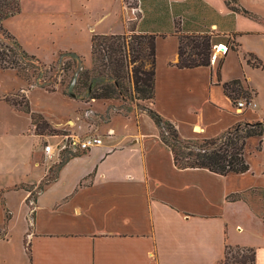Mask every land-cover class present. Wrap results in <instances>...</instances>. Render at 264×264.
<instances>
[{
    "label": "crops",
    "instance_id": "obj_1",
    "mask_svg": "<svg viewBox=\"0 0 264 264\" xmlns=\"http://www.w3.org/2000/svg\"><path fill=\"white\" fill-rule=\"evenodd\" d=\"M201 1L218 18L210 27L222 29L240 49L237 58L229 57V50L223 56L220 83L245 79L255 96L250 107L237 113L216 82L217 62L178 69L177 35L156 36L152 107L182 138H212L240 121L264 120V68L245 60L251 53L264 65V38H255L264 37V15L234 12L224 0ZM55 4L64 12L71 6L70 0ZM102 19L90 22L94 34L117 33L114 24L97 31ZM8 95L0 93L1 114L22 115L4 100ZM80 105L88 107L85 117L94 115L93 101ZM25 115L20 129L8 128L6 120L0 132V264H220L226 246L254 249V264H264V216L243 199L227 198L245 191L236 176L248 171L222 176L177 168L158 128L141 114L138 125L125 133L117 135L108 127L101 145L74 155L32 196L29 189L43 182L49 167L42 163L43 147H37L31 118ZM263 149L264 134L261 150L254 147L253 153L261 155ZM261 176L264 182V172Z\"/></svg>",
    "mask_w": 264,
    "mask_h": 264
},
{
    "label": "rangeland",
    "instance_id": "obj_2",
    "mask_svg": "<svg viewBox=\"0 0 264 264\" xmlns=\"http://www.w3.org/2000/svg\"><path fill=\"white\" fill-rule=\"evenodd\" d=\"M55 1L20 0V13L4 22L5 28L17 39L23 49L38 58L44 64L47 72H44L36 82L37 73L32 74L29 71L26 73V77H22L13 70H0V93H8L9 97L22 101V103L29 101L30 108L34 112L44 114L55 122L60 121L59 126H52L42 115L41 119L37 118L36 120L37 127L32 124L33 131L37 135V147L49 144L55 148L54 153L42 156V163L45 167H49V171L42 183L29 189L32 196H35L43 189V186L50 183L56 177L60 166L73 157L65 152L59 156L56 153L63 136L74 134L81 138L102 137L101 135L106 133L108 127L113 128L119 135L121 132L128 131L129 127L137 126L141 114L148 115L150 112H155L152 107L153 99H142L137 92L134 78L135 70H142L146 73L151 70L150 61L141 56L134 61V56L130 55V45H132L130 43L134 41L130 42V39L126 38L123 45V53L127 55L124 89L112 99L92 100L91 110L94 115L84 116V110L88 107L80 104L90 101L75 97V94L81 93L82 89H79L80 85L76 90L72 89L74 80L77 76L82 80L86 75L91 77L93 74L106 75L108 73L101 60V54L108 53L106 49L102 51L98 47V57L91 55L90 40L95 35L91 24L93 21L102 16L103 19L96 24V30L106 31L110 25L114 24V15L116 14L118 21L114 24L113 27L116 29L113 28V31L117 33L105 36L129 37L138 34L166 36L172 33L186 36V34L196 35L210 32V36L213 38L210 64L212 61L214 64V62L224 59L225 54L215 52V46L220 44H224L228 48L229 57L237 58L240 54L238 45L231 41L222 29L216 30L215 27H209L210 24L216 23L218 18L211 8L201 0H190L180 6L171 5L168 0H102L103 2L91 0L87 4H85V0H70L71 6L66 12L62 11V8L57 9ZM224 3L228 6L225 0ZM230 5L235 8L240 5L248 13L264 15V0H238ZM90 32L93 35L90 36ZM255 38L264 37L255 35ZM103 46L104 44H102ZM135 46L133 45V47ZM73 47L76 50H70ZM60 49L62 51H59ZM73 51L80 58L79 74L73 71L76 65L68 68L67 64L63 63L65 60L61 61L62 64L59 67L57 64L58 56L61 53H75ZM103 62L107 63L108 59L107 61L103 59ZM216 65L217 63L215 67ZM230 66H234V63L231 62ZM50 69L52 70L48 71ZM50 88L53 92H48ZM21 89L23 91H20ZM27 90L28 92H26ZM71 94H74V97ZM83 95L84 93H82ZM25 114L23 112L22 115L17 113L12 115L10 112H6L4 115L0 112V132L3 131V123L6 120L8 128L14 126L20 129L19 126H23L26 122L23 119ZM103 126L104 129L100 133V128ZM78 131H81L80 135L77 133ZM255 144V138L250 139L244 152V159L249 166L248 173L241 177L236 176V178H240V184L245 189L240 194L241 198L250 205L254 212L264 215V186L260 184L263 182L261 175L264 172V149L261 155L253 153ZM2 233L3 231L0 229V237ZM236 253L237 250L233 247L230 254Z\"/></svg>",
    "mask_w": 264,
    "mask_h": 264
},
{
    "label": "trees",
    "instance_id": "obj_3",
    "mask_svg": "<svg viewBox=\"0 0 264 264\" xmlns=\"http://www.w3.org/2000/svg\"><path fill=\"white\" fill-rule=\"evenodd\" d=\"M225 1L232 11H241L245 15H250L240 5L236 8L230 5L231 3H236V0ZM171 5L180 6L179 4ZM20 11V0H0V70H13L18 76L22 77H26L25 75L29 71L32 74L37 73L36 82H38L42 74L47 72L44 64L38 58L26 52L17 39L4 26V22L7 19L19 14ZM174 34L176 35V33ZM156 36L152 34H138L129 37L119 35H93L91 37V55L92 57L98 55V47L102 51L106 49L108 53L101 54V60L108 73L101 75V73L97 72L98 74H93L91 77L86 75L82 80L77 76L73 82L72 89L76 90L80 85L81 88L79 89H82V92L78 95L75 94V97L86 101L107 100L121 93L125 87L123 81L127 74V64L125 61L127 55L123 53V45L125 39L129 38L130 42L131 40L134 41L130 43L132 44L130 45V55L134 56V61L141 56L149 60L151 65V70L147 73L142 70V72L139 70L134 71L137 92L142 99H154ZM177 37L178 60L174 65L175 67L178 69H192L211 66V46L213 45V38H211L210 32L196 35L186 34V36L177 35ZM102 44H104L103 47ZM133 45L136 46L133 47ZM103 59H106V61L108 59V62L104 63ZM63 60H65L63 63H66L68 68L76 65L73 71L79 74L78 70L81 69L79 66V56L72 52L61 53L57 60L58 67L62 64L61 61ZM245 60L251 67L258 69L264 68L262 62L251 53L245 55ZM222 64L223 59H220L214 71L216 82L220 84L223 93L231 100L234 109H236V103L240 99L245 100L246 108H248L249 104H252L255 96L254 90L249 88L245 79H235L220 83ZM51 89L48 92H53ZM82 93H84L83 96ZM71 96L74 97V94H71ZM4 100L18 110L28 114L32 124L37 127L36 120L37 118L41 119L42 115L32 113L29 101L22 103V101L12 99L9 96H6ZM148 116L160 132V141L170 150L175 166L180 169H206L222 176L228 174H243L249 170V166L244 159V152L248 141L252 138L257 139L255 151H260L262 147L264 120L240 121L212 138H182L175 126L169 121L164 120L156 112H150ZM240 194H232L227 198L230 201L242 200ZM234 248L237 250V253L230 254L233 247L226 246L224 257L220 264H254V249L240 248L237 246Z\"/></svg>",
    "mask_w": 264,
    "mask_h": 264
},
{
    "label": "built area",
    "instance_id": "obj_4",
    "mask_svg": "<svg viewBox=\"0 0 264 264\" xmlns=\"http://www.w3.org/2000/svg\"><path fill=\"white\" fill-rule=\"evenodd\" d=\"M221 46L218 45L216 49H218ZM228 52V48L226 47V50L224 51V53H222L223 55L226 54ZM252 104H249V107ZM246 102L243 99H240L237 101L236 103V109L237 111H241L244 108H246ZM113 135L112 131H109L107 133L108 137H111ZM102 144V138L101 137H84L81 138L79 136H76L74 134L71 135H65L61 138V141L58 144V149L56 151L57 155L59 156L61 153L65 152L68 153L69 155H77L81 152H85L87 150H89L91 147L94 146H99ZM43 151L45 156H48L52 153L55 152V148L52 145H45L43 146Z\"/></svg>",
    "mask_w": 264,
    "mask_h": 264
},
{
    "label": "bare ground",
    "instance_id": "obj_5",
    "mask_svg": "<svg viewBox=\"0 0 264 264\" xmlns=\"http://www.w3.org/2000/svg\"><path fill=\"white\" fill-rule=\"evenodd\" d=\"M226 50V46L225 45H221L219 48H218V51L224 53V51ZM227 52V51H226Z\"/></svg>",
    "mask_w": 264,
    "mask_h": 264
}]
</instances>
